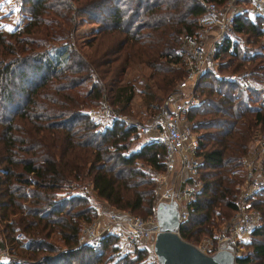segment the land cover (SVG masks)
Returning <instances> with one entry per match:
<instances>
[{"label":"trees","instance_id":"16d2710c","mask_svg":"<svg viewBox=\"0 0 264 264\" xmlns=\"http://www.w3.org/2000/svg\"><path fill=\"white\" fill-rule=\"evenodd\" d=\"M207 1L224 0H21L28 21L0 31V247L7 244L11 254L30 261L0 264H95L112 250L110 239L98 251L73 248L81 222L90 220L95 209L84 189L63 196L59 192L77 188L83 180L114 208L152 212L154 172L165 166L163 146L150 140L129 148L138 133L118 121L94 132L82 108L98 103L104 90L114 91L127 106L133 88L121 79L135 64L148 67L149 77L165 94L174 91L185 73L182 34L198 32L197 19ZM81 22L94 24L83 41L85 50L75 45ZM231 30L215 44V55L221 59L220 69L241 74L248 82L240 85L204 73L197 84L203 99L188 117L197 119L203 160L197 176L201 187L179 229L188 241L211 234L216 218L232 215L247 144L256 131L264 130V100L259 98L264 86L262 19L237 15ZM255 206L260 220L238 264H264V194ZM53 232L67 250L53 245ZM151 251L121 256L113 264H154L156 259L148 261L155 256Z\"/></svg>","mask_w":264,"mask_h":264},{"label":"built area","instance_id":"2783aa9c","mask_svg":"<svg viewBox=\"0 0 264 264\" xmlns=\"http://www.w3.org/2000/svg\"><path fill=\"white\" fill-rule=\"evenodd\" d=\"M237 1L245 7L236 10ZM203 4L205 12L197 19L200 25L198 32L182 34L185 73L176 89L166 94L147 120H135L109 102L86 109V115L94 125V132H104L118 121L125 128L146 136L145 142L157 141L164 148L165 166L154 172L156 185L153 214L145 218L126 210H110L102 220L100 213H97V217L80 231L74 249L88 246L98 251L104 239H110L111 253L115 255L133 257L140 250L151 249L155 234L159 231L155 206L161 201L176 203L179 213L176 232L182 238L180 226L188 219L189 203L201 187V180L197 177L203 160L199 146L200 134L195 129L194 119L188 117L190 109L199 105L203 99L197 84L202 74L208 73L247 85V80L241 74H224L219 71L221 59L215 55V44L232 31L235 17L239 14L250 20L261 18L264 22V0L207 1ZM209 36L212 38L208 39ZM259 89V98L264 100V88ZM169 173H176L174 180L169 179ZM242 173L237 206L228 222L230 233L224 232L216 236V240L205 237L193 243L208 254L220 249L222 243H229L235 258L234 264H238V258L246 254V243L260 220V213L253 202L260 194H264V130L256 131L249 142L242 159ZM157 185L161 186L160 190H156ZM82 194L90 198L84 192ZM3 255L9 259L12 254L7 250L0 254L1 257Z\"/></svg>","mask_w":264,"mask_h":264},{"label":"rangeland","instance_id":"374dc122","mask_svg":"<svg viewBox=\"0 0 264 264\" xmlns=\"http://www.w3.org/2000/svg\"><path fill=\"white\" fill-rule=\"evenodd\" d=\"M236 5H237L236 10H238V9L240 10L242 7H245V5L242 6V3L240 1H237ZM29 17H30L29 13L27 11H24L22 8L21 0H11L10 3L8 2V0H0V25L4 26V27L0 28V31H2V32L3 31H9L8 30L9 27H11L12 30L17 28V27H20L21 25H23L24 23H26L28 21ZM247 19H249V18H247ZM93 25L94 24H91L88 22H81V23L77 24V29L75 31V40H76L75 45L77 47H84L83 48L84 50L87 49L85 46H83V41L85 38H87L91 34V29H92ZM262 27H264V22H262ZM230 35H232L233 38L235 37L234 33H231ZM238 35H240L239 37H240L241 43L243 41H245V35L244 34H238ZM211 38H212L211 36H210V38L208 37V39H211ZM263 39H264V35H262L260 37V43H263ZM228 69H229V67H228ZM219 71L224 73V74H227V73L229 74V72L225 71L224 69L223 70L219 69ZM125 77H127L126 80H124ZM121 81H123L121 83H131L132 88H133V96H132V98H131V100L127 106L123 107V104L120 103L116 99V96L114 95V91L109 92L108 90H104L103 91L104 96H101V98L98 100V103L86 104L84 107L82 106L83 107L82 109L84 110L85 108L87 109L90 107L97 106L102 102L111 103L110 101H112L113 103L116 102V103H114V105L117 107V109H119V111L121 113L126 114L135 120L145 121L146 119L149 118L150 114L159 106V104L162 102L163 98L166 96L165 92H163L162 89H160L156 85L155 79L149 77V70L147 68H145L143 65L135 64V65L129 66L126 69V75L122 76ZM88 85H89V82H86L85 87H87ZM263 88H264V86H263ZM12 93H17L15 88L12 89ZM201 97H202V95H201ZM86 109H85V111H86ZM3 112L7 113V111H4V109H3ZM0 113H1V111H0ZM196 121H197V119L195 118L194 122H196ZM195 127H196V125H195ZM198 132L200 133V131H198ZM146 139H147L146 136L138 134L137 139L133 140L131 142V145L129 146V148L139 147L142 143H145ZM138 143H140V144H138ZM247 149H248V144H247ZM136 161H137V164L139 166L143 167L144 169L147 168L144 161H142L140 159H137ZM1 175L2 174L0 171V177H1ZM175 176H176V173H169L168 177L170 180H174ZM82 183L85 185L84 188H81L83 186V184L79 185V187H77V188H71V189L63 188L60 190L59 194L61 196H63V195H65V193H67V191L68 192L71 191L74 193H76V192L80 193L81 190L84 189V191H86V194L90 197L89 199L86 198L88 200V202H87L88 205L95 209V215L92 218H90V220L95 219L97 217V213L98 214L100 213V219L104 220V218L108 214L107 213L108 211H110V210H122L119 208L112 207L105 200L100 198L97 195V193L91 188L90 184L86 180H83ZM155 185H156V183H155ZM160 189H161V186L157 185L156 190H160ZM255 201L253 203L254 206H255ZM255 208H257V207L255 206ZM257 210L259 211L258 208H257ZM153 212H154V205H153L152 212L148 215L144 214V213H140L138 211H132V213L140 215L142 217L145 216V218L150 216L151 214H153ZM259 213H260V211H259ZM260 216H261V213H260ZM227 218L226 217L216 218L215 219L216 224L214 226H212V233L211 234H203L196 241L192 240L189 242L195 244V243H198L201 240H203L205 237H209V238H212L213 240H216V236H218L224 232L230 233V227L228 225V222H229L228 219L230 217L228 219ZM90 220L81 222L79 233L82 230V228L84 227V225L87 224ZM2 227H3V225H2V222L0 220V242L3 243V228ZM56 237H58V236L55 234V232H53L51 237H50V240L53 242V245L55 247H57L58 251H64L65 247L63 246L62 241ZM249 241H250V236H249V239L247 242H249ZM8 248H9V245H7V244L5 247H0V254L4 251H7V250L12 251ZM16 249L19 252L21 250L18 247H16ZM247 251H248V247L246 245L245 253H247ZM152 254H153V252H152ZM17 255L12 254L11 257H9V259H18L19 258V259H21V262L30 261V260H28L29 258L23 259L24 258L23 254H17ZM3 257H4V259H7V257L4 255L2 257L0 256V258H3ZM120 257H121L120 255L112 254L111 250H109V252L104 253L95 264H113L117 260V258H120ZM153 259H155V256H154V258L151 256L148 261H152ZM76 262L73 261V264H76ZM84 264H89V262L88 263L86 262ZM154 264H158V263L155 262Z\"/></svg>","mask_w":264,"mask_h":264},{"label":"water","instance_id":"95a60500","mask_svg":"<svg viewBox=\"0 0 264 264\" xmlns=\"http://www.w3.org/2000/svg\"><path fill=\"white\" fill-rule=\"evenodd\" d=\"M178 214L175 202L161 201L155 206L159 231L155 234L151 250L158 264H234L229 243H222L220 249L208 254L181 238L176 232Z\"/></svg>","mask_w":264,"mask_h":264},{"label":"crops","instance_id":"0c3cea01","mask_svg":"<svg viewBox=\"0 0 264 264\" xmlns=\"http://www.w3.org/2000/svg\"><path fill=\"white\" fill-rule=\"evenodd\" d=\"M208 38V37H207ZM209 38H210V36H209ZM220 58V57H219ZM144 66V65H143ZM145 68H147L148 69V67H146V66H144ZM149 70V69H148ZM149 73H150V70H149ZM228 74V73H227ZM230 74V73H229ZM126 75V71L124 72V75L123 76H125ZM126 78L127 77H125V79L124 80H126ZM147 120V119H146ZM138 144H140V143H138ZM3 259V260H2ZM8 260V258L7 259H4V257L3 258H0V261H7Z\"/></svg>","mask_w":264,"mask_h":264},{"label":"snow or ice","instance_id":"6c2138e0","mask_svg":"<svg viewBox=\"0 0 264 264\" xmlns=\"http://www.w3.org/2000/svg\"><path fill=\"white\" fill-rule=\"evenodd\" d=\"M8 2L10 3V2H11V0H8ZM2 27H4V26H3V25H0V28H2ZM8 30H9V31H12V28H11V27H9V28H8Z\"/></svg>","mask_w":264,"mask_h":264}]
</instances>
